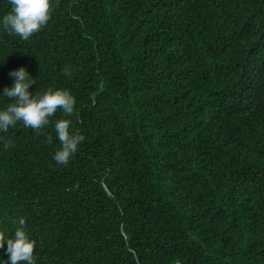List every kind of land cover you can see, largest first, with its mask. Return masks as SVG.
I'll return each mask as SVG.
<instances>
[{
	"label": "trees",
	"instance_id": "1",
	"mask_svg": "<svg viewBox=\"0 0 264 264\" xmlns=\"http://www.w3.org/2000/svg\"><path fill=\"white\" fill-rule=\"evenodd\" d=\"M21 66L75 97L0 133V234L23 217L35 264H264V0H51L0 26V92Z\"/></svg>",
	"mask_w": 264,
	"mask_h": 264
},
{
	"label": "clouds",
	"instance_id": "2",
	"mask_svg": "<svg viewBox=\"0 0 264 264\" xmlns=\"http://www.w3.org/2000/svg\"><path fill=\"white\" fill-rule=\"evenodd\" d=\"M50 12L51 0H10V10L0 16V26L26 40L46 25ZM8 75L13 80L11 86H5L0 92V98L9 101L0 107V133L18 122H22L25 127L40 129L49 123V117L57 109L64 114L74 112L75 97L70 90L50 87L43 92H30V86L36 85V81L26 66L11 69ZM54 128L60 148L55 151L53 159L66 164L77 152L84 137L70 130L71 121L67 118L57 119ZM17 223L11 236L0 234V248L4 249V253L0 254V264H35L36 242L24 227L25 219L21 217Z\"/></svg>",
	"mask_w": 264,
	"mask_h": 264
}]
</instances>
